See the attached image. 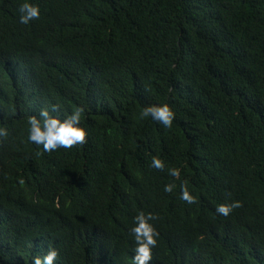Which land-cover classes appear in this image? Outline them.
<instances>
[{
	"label": "trees",
	"instance_id": "16d2710c",
	"mask_svg": "<svg viewBox=\"0 0 264 264\" xmlns=\"http://www.w3.org/2000/svg\"><path fill=\"white\" fill-rule=\"evenodd\" d=\"M23 2L0 0V264H134L139 212L147 264H264V0H29L21 24ZM162 103L171 127L141 116ZM53 106L84 109L83 144L27 140Z\"/></svg>",
	"mask_w": 264,
	"mask_h": 264
},
{
	"label": "clouds",
	"instance_id": "9594fccd",
	"mask_svg": "<svg viewBox=\"0 0 264 264\" xmlns=\"http://www.w3.org/2000/svg\"><path fill=\"white\" fill-rule=\"evenodd\" d=\"M18 19L21 24H28L30 21L39 19L40 7L36 3L24 0L18 6ZM55 106L52 111L46 108L39 110L38 116H30L28 123L27 140L38 148L42 147L44 152H52L57 149H71L74 145L83 144L89 135L88 129L82 124L81 116L84 109L77 107L68 115H53ZM143 118H150L163 127H171L175 113L168 103L149 105L141 111ZM7 134L5 128H0V137ZM151 167L163 169L164 163L160 158L153 157ZM169 175L179 176V169H169ZM173 185H164V192H171ZM180 198L188 204L195 202L196 198L189 193L187 188L181 186ZM241 207L239 200H233L231 203L219 204L215 212L222 216H227L233 209ZM155 216L152 213L139 212L133 219V225L130 228L131 236L136 244L135 255L133 256L134 264H147L151 260V249L156 245L158 232L150 223ZM58 252L55 248H50L42 257L35 256L32 258V264H53L57 260Z\"/></svg>",
	"mask_w": 264,
	"mask_h": 264
}]
</instances>
